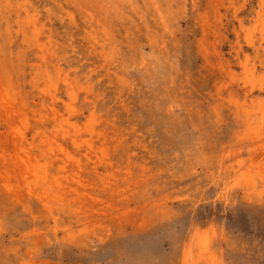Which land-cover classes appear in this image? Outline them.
Returning <instances> with one entry per match:
<instances>
[{"label":"rangeland","instance_id":"374dc122","mask_svg":"<svg viewBox=\"0 0 264 264\" xmlns=\"http://www.w3.org/2000/svg\"><path fill=\"white\" fill-rule=\"evenodd\" d=\"M0 264H264V0H0Z\"/></svg>","mask_w":264,"mask_h":264},{"label":"bare ground","instance_id":"6f19581e","mask_svg":"<svg viewBox=\"0 0 264 264\" xmlns=\"http://www.w3.org/2000/svg\"><path fill=\"white\" fill-rule=\"evenodd\" d=\"M11 115V114H10ZM61 115V114H60ZM73 140V139H72ZM17 145H18V143H17ZM22 147V146H21ZM57 147V146H56ZM18 148V147H17ZM57 149V148H56ZM52 155V154H51ZM54 155V154H53ZM36 163V162H35ZM35 165V164H34ZM36 166V165H35Z\"/></svg>","mask_w":264,"mask_h":264}]
</instances>
